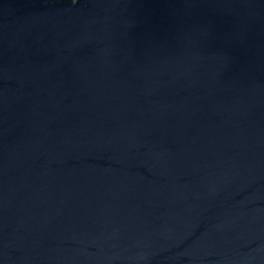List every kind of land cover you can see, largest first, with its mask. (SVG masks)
I'll return each mask as SVG.
<instances>
[{"label": "water", "instance_id": "95a60500", "mask_svg": "<svg viewBox=\"0 0 264 264\" xmlns=\"http://www.w3.org/2000/svg\"><path fill=\"white\" fill-rule=\"evenodd\" d=\"M0 264H264V0H0Z\"/></svg>", "mask_w": 264, "mask_h": 264}]
</instances>
